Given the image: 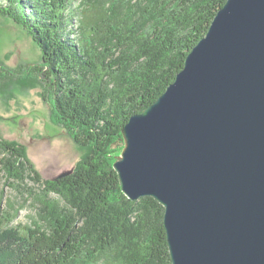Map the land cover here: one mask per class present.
Listing matches in <instances>:
<instances>
[{
	"label": "trees",
	"instance_id": "obj_1",
	"mask_svg": "<svg viewBox=\"0 0 264 264\" xmlns=\"http://www.w3.org/2000/svg\"><path fill=\"white\" fill-rule=\"evenodd\" d=\"M226 2L0 0V14L42 53L24 70L0 61V80L31 74L29 87L46 90L51 122L84 151L71 175L44 179L26 147L0 134V183L27 192L37 209L35 227L20 233L11 226L18 209L0 201V264H172L165 208L127 198L115 158L124 126L175 82Z\"/></svg>",
	"mask_w": 264,
	"mask_h": 264
},
{
	"label": "water",
	"instance_id": "obj_2",
	"mask_svg": "<svg viewBox=\"0 0 264 264\" xmlns=\"http://www.w3.org/2000/svg\"><path fill=\"white\" fill-rule=\"evenodd\" d=\"M122 134V192L165 208L172 264H264V0H227Z\"/></svg>",
	"mask_w": 264,
	"mask_h": 264
},
{
	"label": "rangeland",
	"instance_id": "obj_3",
	"mask_svg": "<svg viewBox=\"0 0 264 264\" xmlns=\"http://www.w3.org/2000/svg\"><path fill=\"white\" fill-rule=\"evenodd\" d=\"M85 4L89 5V2ZM27 33L0 14V61L11 70H24L42 60L40 49ZM29 77L33 78L31 74L17 73L0 80V134L7 140L22 143L42 177L53 179L73 170L84 151L65 129L51 122L49 104L42 97L46 90L41 83L35 88L29 87L30 80L26 79ZM19 80L26 86L15 83ZM28 186H34V183L29 181ZM0 201L3 210L11 205L18 209V216L11 226L18 227L20 233L26 227H35L37 209L27 192L17 191L1 182Z\"/></svg>",
	"mask_w": 264,
	"mask_h": 264
}]
</instances>
